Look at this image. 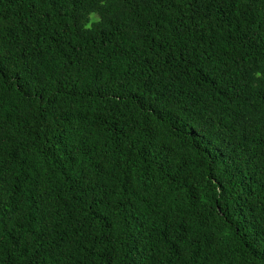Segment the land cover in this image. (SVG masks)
Masks as SVG:
<instances>
[{
    "label": "trees",
    "instance_id": "16d2710c",
    "mask_svg": "<svg viewBox=\"0 0 264 264\" xmlns=\"http://www.w3.org/2000/svg\"><path fill=\"white\" fill-rule=\"evenodd\" d=\"M0 65V264H264V0H0Z\"/></svg>",
    "mask_w": 264,
    "mask_h": 264
},
{
    "label": "snow or ice",
    "instance_id": "6c2138e0",
    "mask_svg": "<svg viewBox=\"0 0 264 264\" xmlns=\"http://www.w3.org/2000/svg\"><path fill=\"white\" fill-rule=\"evenodd\" d=\"M3 71V67H2V65H0V72H2Z\"/></svg>",
    "mask_w": 264,
    "mask_h": 264
},
{
    "label": "clouds",
    "instance_id": "9594fccd",
    "mask_svg": "<svg viewBox=\"0 0 264 264\" xmlns=\"http://www.w3.org/2000/svg\"><path fill=\"white\" fill-rule=\"evenodd\" d=\"M85 28L90 29V25H86Z\"/></svg>",
    "mask_w": 264,
    "mask_h": 264
}]
</instances>
